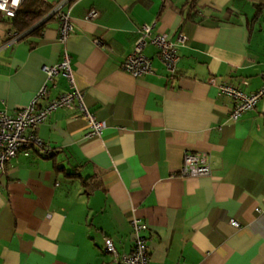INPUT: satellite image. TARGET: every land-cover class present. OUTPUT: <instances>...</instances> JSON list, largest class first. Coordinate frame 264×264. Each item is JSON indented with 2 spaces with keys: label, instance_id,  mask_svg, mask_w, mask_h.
I'll list each match as a JSON object with an SVG mask.
<instances>
[{
  "label": "crops",
  "instance_id": "1",
  "mask_svg": "<svg viewBox=\"0 0 264 264\" xmlns=\"http://www.w3.org/2000/svg\"><path fill=\"white\" fill-rule=\"evenodd\" d=\"M70 16L72 88L105 127L86 137L83 115L59 108L36 130L52 152L0 170V264H113L104 240L129 253L132 216L147 224L148 264H264V98L232 121L235 100L218 90L263 85L264 0H75ZM142 25L176 44L172 77L151 44L152 73L122 69ZM36 26L17 35L1 17L9 114L62 57L55 17ZM47 84L49 98L72 89L61 74ZM185 152L206 153L211 174L182 177Z\"/></svg>",
  "mask_w": 264,
  "mask_h": 264
},
{
  "label": "built area",
  "instance_id": "2",
  "mask_svg": "<svg viewBox=\"0 0 264 264\" xmlns=\"http://www.w3.org/2000/svg\"><path fill=\"white\" fill-rule=\"evenodd\" d=\"M24 0H19L17 6H13L12 0H0L4 4L0 10L1 17L11 18L16 14L20 4ZM75 0H55L50 11L51 15L58 21V41L63 45L61 60L52 66L44 67L46 73V84L38 91L33 100L9 114L5 109H0V170H4L5 164L18 153L29 156L32 149L41 155H49L51 147L42 141L36 134V130L49 115L59 108L77 109L86 121V137L100 135L105 127V122L96 119L90 112L83 99V93L73 87V73L70 63V55L66 49V42L73 32L70 10ZM12 13V15H9ZM97 13L91 10L87 17H95ZM139 37L134 43L133 50L127 55L122 63V69L134 77L150 74L153 71L152 59L144 53L147 44L156 48V57L164 65L169 77L175 75L178 53L176 44L166 33H152L151 25H142L139 30ZM183 38V37H182ZM58 74L63 75L68 81L69 91L60 93L54 98H49L50 86L47 84L53 81ZM210 83L214 84L215 79L210 78ZM220 93L225 94L235 100V104L229 112V119L237 121L239 117L252 110L257 102L264 98V83L255 92L244 94L242 90L232 84L222 83L218 85ZM43 101V102H42ZM211 174L208 155L204 152H185L181 167L182 177H199ZM230 224L239 227V223L230 219ZM147 224L136 216L131 218V230L133 246L129 253H120L111 238H105L104 251L111 255L113 264H148V250L146 243Z\"/></svg>",
  "mask_w": 264,
  "mask_h": 264
},
{
  "label": "trees",
  "instance_id": "3",
  "mask_svg": "<svg viewBox=\"0 0 264 264\" xmlns=\"http://www.w3.org/2000/svg\"><path fill=\"white\" fill-rule=\"evenodd\" d=\"M53 4L43 10L41 0H24L18 7L16 14L9 18L12 29L17 35H21L28 30H31L29 33L37 30L39 26H36L35 29L34 26L44 15L51 11Z\"/></svg>",
  "mask_w": 264,
  "mask_h": 264
},
{
  "label": "clouds",
  "instance_id": "4",
  "mask_svg": "<svg viewBox=\"0 0 264 264\" xmlns=\"http://www.w3.org/2000/svg\"><path fill=\"white\" fill-rule=\"evenodd\" d=\"M7 2V0H5V3ZM12 4L13 6H17L19 4V0H12ZM5 7L4 4H0V10H3ZM9 15H12V13H9Z\"/></svg>",
  "mask_w": 264,
  "mask_h": 264
}]
</instances>
